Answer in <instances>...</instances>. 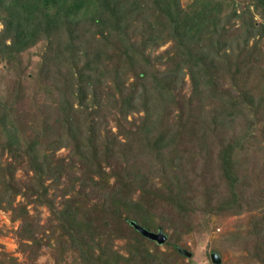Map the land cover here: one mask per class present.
Listing matches in <instances>:
<instances>
[{
    "label": "trees",
    "instance_id": "obj_1",
    "mask_svg": "<svg viewBox=\"0 0 264 264\" xmlns=\"http://www.w3.org/2000/svg\"><path fill=\"white\" fill-rule=\"evenodd\" d=\"M224 5L0 0L1 62L18 74L21 53L47 43L37 66L42 98L29 122L14 112L18 87L0 95V209L20 221V245L32 256L44 234L59 257L73 251L76 264H171L194 214L264 206V169L249 172L247 157L264 128V0ZM185 76L186 96L177 93ZM108 115L115 131L105 128ZM60 147L68 153L56 158ZM19 166L30 172L22 181ZM60 184L52 196L49 187ZM28 203L48 209L46 224ZM131 222L160 230L171 251ZM258 222L247 236L264 264V217ZM0 264L19 263L2 255Z\"/></svg>",
    "mask_w": 264,
    "mask_h": 264
},
{
    "label": "rangeland",
    "instance_id": "obj_2",
    "mask_svg": "<svg viewBox=\"0 0 264 264\" xmlns=\"http://www.w3.org/2000/svg\"><path fill=\"white\" fill-rule=\"evenodd\" d=\"M191 0H179L181 6H186ZM240 9L244 6L245 0H225V9H229L231 5ZM258 19L257 16H255ZM236 23V21H235ZM1 28V24H0ZM169 42L160 45L150 52V55L156 56L163 52ZM264 49V38L259 44ZM47 43L45 40H40L30 48L23 51L20 55L19 73L14 69H10L7 64L0 61V95L6 94L13 86L19 88L20 97L15 105V114L17 117L23 115L22 121L29 122L32 117L31 112L35 110L41 101L42 93L39 90L43 83L37 74V66L43 59V54L46 51ZM156 67L162 69L163 64L155 61ZM129 77L126 83L131 81ZM105 85H101L103 88ZM17 88V89H18ZM189 92V83L187 76L184 77V84L177 91L179 95H187ZM137 113L130 114L127 120L137 117ZM105 128L115 131L114 122L111 115L105 118ZM251 149L248 157V171L262 172L264 169V128L262 132H255V137L250 141ZM68 149L60 147L53 151L56 158L65 157ZM5 155L2 156V159ZM15 178L24 180L30 175V172L25 171V168L18 167L14 173ZM111 181V180H110ZM49 182L48 180L46 181ZM60 184L56 188L49 187V193H57ZM15 201H23L24 198L16 196ZM54 203L57 208L60 207V198L54 197ZM29 215L38 224H46L49 218V211L45 206L27 205ZM264 217V206L257 209H245L238 214L228 212L219 215H203L196 213L192 216L195 224L194 230L186 235H182L175 241L179 249L190 252L189 256L180 253L175 262L171 264H261L257 262L252 254V240L249 238L248 231L253 226H258V220L261 221ZM259 223V222H258ZM20 228L19 220H12L10 212L0 209V258L2 255L6 258L14 257L19 264H76L78 259L76 254L67 250L65 253L58 256V250L55 249L52 239L50 244H45V236L41 244L36 248L35 255L32 256V250L27 246L20 245L18 231ZM167 236H170L171 231L164 229ZM46 232V231H45ZM38 236H41L39 233ZM172 241V240H171ZM170 241V242H171ZM29 243V241H25ZM123 239L113 240V248L122 251ZM160 250L171 251V246H166L162 243L158 245ZM216 254L218 262L214 263L211 259L212 254Z\"/></svg>",
    "mask_w": 264,
    "mask_h": 264
},
{
    "label": "water",
    "instance_id": "obj_3",
    "mask_svg": "<svg viewBox=\"0 0 264 264\" xmlns=\"http://www.w3.org/2000/svg\"><path fill=\"white\" fill-rule=\"evenodd\" d=\"M131 224L142 236H144L150 240H153L158 244L162 243L165 240V235L160 230H158L156 232H151V231H148L145 228L141 227L140 225H137L134 222H131ZM179 252L185 256L190 255V252L186 251V250L180 249ZM211 259L214 263L218 262V257L215 253L212 254Z\"/></svg>",
    "mask_w": 264,
    "mask_h": 264
}]
</instances>
